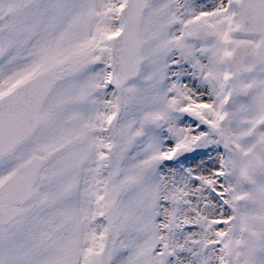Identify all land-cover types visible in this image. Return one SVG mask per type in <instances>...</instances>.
Returning <instances> with one entry per match:
<instances>
[{
  "label": "snow or ice",
  "instance_id": "snow-or-ice-1",
  "mask_svg": "<svg viewBox=\"0 0 264 264\" xmlns=\"http://www.w3.org/2000/svg\"><path fill=\"white\" fill-rule=\"evenodd\" d=\"M0 264H264V0H0Z\"/></svg>",
  "mask_w": 264,
  "mask_h": 264
}]
</instances>
